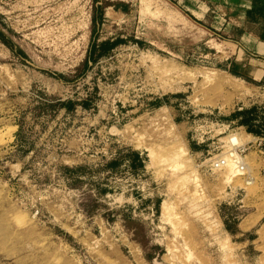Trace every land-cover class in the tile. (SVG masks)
Instances as JSON below:
<instances>
[{
	"label": "rangeland",
	"instance_id": "374dc122",
	"mask_svg": "<svg viewBox=\"0 0 264 264\" xmlns=\"http://www.w3.org/2000/svg\"><path fill=\"white\" fill-rule=\"evenodd\" d=\"M249 1L0 0V264H259Z\"/></svg>",
	"mask_w": 264,
	"mask_h": 264
},
{
	"label": "crops",
	"instance_id": "0c3cea01",
	"mask_svg": "<svg viewBox=\"0 0 264 264\" xmlns=\"http://www.w3.org/2000/svg\"><path fill=\"white\" fill-rule=\"evenodd\" d=\"M248 3L246 15L249 18L252 14H256L254 21L259 23L249 26V30L244 34L249 43L248 49L245 48L247 57L244 66L251 71V74H258L261 70L259 65L264 67V11L259 3L253 0ZM252 63H258V67H253ZM258 197H264V190L259 191ZM251 202L247 213L237 223L236 235L232 232L230 234L239 237L255 233V238L246 239L243 244L251 245L257 251L259 264H264V202Z\"/></svg>",
	"mask_w": 264,
	"mask_h": 264
},
{
	"label": "built area",
	"instance_id": "2783aa9c",
	"mask_svg": "<svg viewBox=\"0 0 264 264\" xmlns=\"http://www.w3.org/2000/svg\"><path fill=\"white\" fill-rule=\"evenodd\" d=\"M235 148L230 152V159L236 164V165H241V170L244 171L245 169V164L244 160L242 159L243 153L246 152L247 148L245 145H234ZM219 162L222 164L220 165ZM216 162L214 165L215 167L219 168L225 164H227L226 159H222L221 161Z\"/></svg>",
	"mask_w": 264,
	"mask_h": 264
},
{
	"label": "bare ground",
	"instance_id": "6f19581e",
	"mask_svg": "<svg viewBox=\"0 0 264 264\" xmlns=\"http://www.w3.org/2000/svg\"><path fill=\"white\" fill-rule=\"evenodd\" d=\"M236 145H238V144H236ZM242 159H243V157H242ZM244 160V159H243ZM221 161V160H220ZM217 162H219V161H217ZM219 164L221 165L222 163L221 162H219Z\"/></svg>",
	"mask_w": 264,
	"mask_h": 264
}]
</instances>
